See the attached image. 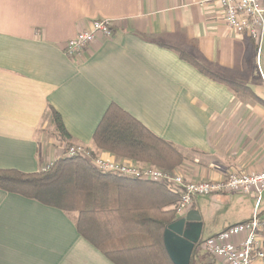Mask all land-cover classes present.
<instances>
[{
    "label": "crops",
    "instance_id": "0c3cea01",
    "mask_svg": "<svg viewBox=\"0 0 264 264\" xmlns=\"http://www.w3.org/2000/svg\"><path fill=\"white\" fill-rule=\"evenodd\" d=\"M222 9L219 0H0V169L36 172L64 154L51 108L69 143L119 159L92 141L116 103L183 149L176 172L187 180L263 171L264 103L180 56L264 101V40L258 55L251 38L227 27ZM104 18L112 21L111 37H96L78 58L65 55L69 38ZM191 208L205 240L254 209L264 218V192L257 205L251 194L197 195ZM74 219L0 189V264H114L76 231ZM202 264L224 263L209 253Z\"/></svg>",
    "mask_w": 264,
    "mask_h": 264
},
{
    "label": "trees",
    "instance_id": "16d2710c",
    "mask_svg": "<svg viewBox=\"0 0 264 264\" xmlns=\"http://www.w3.org/2000/svg\"><path fill=\"white\" fill-rule=\"evenodd\" d=\"M180 56L234 92L264 103L248 87L214 75L183 52ZM50 114L55 135L66 141L67 148L72 145L67 141L70 135L59 113L51 108ZM92 141L98 150L119 159L172 170L169 172L185 159L179 145L154 134L116 103L105 110ZM48 165L30 173L0 169V189L75 212L76 231L114 264H173L163 244V231L178 217L175 208L181 192L177 187L102 172L88 159L65 153ZM194 256L195 250L191 259Z\"/></svg>",
    "mask_w": 264,
    "mask_h": 264
},
{
    "label": "built area",
    "instance_id": "2783aa9c",
    "mask_svg": "<svg viewBox=\"0 0 264 264\" xmlns=\"http://www.w3.org/2000/svg\"><path fill=\"white\" fill-rule=\"evenodd\" d=\"M223 8V20L227 27L237 33L251 38L259 55L264 40V4L262 0H219ZM113 24L108 18L94 19L84 29L67 40L64 53L70 58H78L86 47L98 36L105 38L113 34ZM67 157L81 156L102 172L139 179L143 181L162 182L177 187L181 196L176 205V215L182 216L192 207L197 195L215 193H242L254 195L256 205L264 192V170L256 173L230 172L227 177L213 180L191 181L177 172H169L155 166L144 165L130 159H106L92 156V152L84 145L72 144L65 148ZM49 165L43 167L47 169ZM264 218L256 209L252 215L241 222L229 225L222 231L202 241L203 248L224 264H254L264 259Z\"/></svg>",
    "mask_w": 264,
    "mask_h": 264
},
{
    "label": "water",
    "instance_id": "95a60500",
    "mask_svg": "<svg viewBox=\"0 0 264 264\" xmlns=\"http://www.w3.org/2000/svg\"><path fill=\"white\" fill-rule=\"evenodd\" d=\"M202 222L199 212L190 208L171 221L163 231V244L173 264H190L200 241Z\"/></svg>",
    "mask_w": 264,
    "mask_h": 264
},
{
    "label": "rangeland",
    "instance_id": "374dc122",
    "mask_svg": "<svg viewBox=\"0 0 264 264\" xmlns=\"http://www.w3.org/2000/svg\"><path fill=\"white\" fill-rule=\"evenodd\" d=\"M65 151V150H64ZM140 163V162H139ZM143 164V163H141ZM147 164V163H144V165ZM148 165H151V166H155V167H158V168H161V169H164V170H167V171H172V170H168V169H165V168H162V167H159V166H156V165H152V164H148ZM176 172V168H175V171ZM179 173V172H177ZM263 193V192H262ZM215 194H220V193H215ZM207 195H214V194H207ZM202 197V196H201ZM198 211V210H197ZM73 215L76 216V213L75 212H69ZM201 217V216H200ZM202 222V220H201ZM204 235H201L200 237V241L198 243V245L196 246L195 248V256L193 257V260L192 262L190 261L191 264H202V256L203 255H208L209 253L203 248V244H202V241H203V238Z\"/></svg>",
    "mask_w": 264,
    "mask_h": 264
}]
</instances>
